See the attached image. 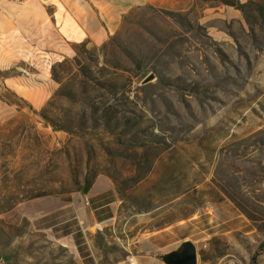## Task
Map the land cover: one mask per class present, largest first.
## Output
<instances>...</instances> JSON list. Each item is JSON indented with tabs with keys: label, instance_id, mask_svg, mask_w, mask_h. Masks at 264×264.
I'll list each match as a JSON object with an SVG mask.
<instances>
[{
	"label": "rangeland",
	"instance_id": "rangeland-1",
	"mask_svg": "<svg viewBox=\"0 0 264 264\" xmlns=\"http://www.w3.org/2000/svg\"><path fill=\"white\" fill-rule=\"evenodd\" d=\"M50 78L40 106L0 93V264H89L81 231L34 220L88 194L85 175L106 176L118 199L112 222L83 224L96 264H141L139 235L194 214L173 236L196 244L197 264H264V0L140 5ZM90 107L113 112L117 134L89 119L80 133Z\"/></svg>",
	"mask_w": 264,
	"mask_h": 264
},
{
	"label": "crops",
	"instance_id": "crops-1",
	"mask_svg": "<svg viewBox=\"0 0 264 264\" xmlns=\"http://www.w3.org/2000/svg\"><path fill=\"white\" fill-rule=\"evenodd\" d=\"M165 1L0 0V93L12 91L29 100L33 106L42 105L52 88V64L73 55L75 45L81 42L101 44L106 41L131 9ZM27 67L31 70L28 71ZM117 204L111 181L98 175L83 198L76 197V200L53 207L48 212L36 214L34 220L38 225L60 229L62 238L81 231V241L78 239L76 242L74 237L73 241L76 247L84 249L81 257L89 264H96L93 240L85 234L83 224L95 225V230L101 229L113 221ZM197 215L166 221L139 235L137 246L145 256V261L140 263L163 264L155 252L175 247L182 240V236L174 238L175 230L179 231L182 223ZM237 216L239 213L233 210L223 220ZM72 225L76 226L74 230ZM129 258L128 261L119 256L108 264H131Z\"/></svg>",
	"mask_w": 264,
	"mask_h": 264
},
{
	"label": "trees",
	"instance_id": "trees-1",
	"mask_svg": "<svg viewBox=\"0 0 264 264\" xmlns=\"http://www.w3.org/2000/svg\"><path fill=\"white\" fill-rule=\"evenodd\" d=\"M89 110H90V112H88L87 115H85V116L81 115V118L78 119V121L83 124L82 126L79 124V128H80L79 132L80 133L88 130L87 128H89V127H86L87 125H85V121H88V119H89L91 121V126L95 127L98 124H102L101 127L103 129L109 130L113 134H117V128L114 127V126L111 127L112 125H108V124H110L109 122L112 120L111 116L115 115L113 112L112 113H108L107 111L104 112V110H103L101 113H99L98 110L97 109H93V107L92 108L90 107ZM39 113L41 115H43L45 118H47L48 122H50V124H52L54 128H57V129H69V128L66 127L65 124L57 123L54 119H52L51 117H48L42 111H40ZM113 119H114V117H113ZM115 119H116V121L118 120L116 117H115ZM92 178H93L92 175L91 176L85 175L84 180H83V185L80 188H78L82 193L87 192V190H88V188L90 186V183L92 181ZM258 248L264 249V241L259 243ZM258 252H259V250L254 252V254L252 255V260L255 259V257H256ZM0 257L1 258H9L10 254L0 255Z\"/></svg>",
	"mask_w": 264,
	"mask_h": 264
},
{
	"label": "water",
	"instance_id": "water-1",
	"mask_svg": "<svg viewBox=\"0 0 264 264\" xmlns=\"http://www.w3.org/2000/svg\"><path fill=\"white\" fill-rule=\"evenodd\" d=\"M157 77L152 70L148 71L140 83L152 81ZM163 264H197L198 250L196 244L189 238L182 239L175 247L169 250H158L155 252Z\"/></svg>",
	"mask_w": 264,
	"mask_h": 264
}]
</instances>
